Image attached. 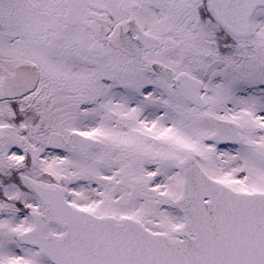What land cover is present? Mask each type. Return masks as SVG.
<instances>
[{"label":"snow or ice","instance_id":"6c2138e0","mask_svg":"<svg viewBox=\"0 0 264 264\" xmlns=\"http://www.w3.org/2000/svg\"><path fill=\"white\" fill-rule=\"evenodd\" d=\"M0 264H264V0H0Z\"/></svg>","mask_w":264,"mask_h":264}]
</instances>
